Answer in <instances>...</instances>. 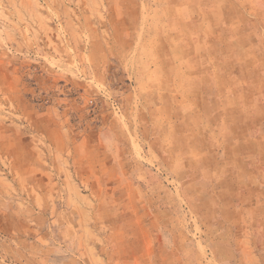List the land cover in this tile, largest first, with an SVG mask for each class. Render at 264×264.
<instances>
[{"label": "rangeland", "instance_id": "rangeland-1", "mask_svg": "<svg viewBox=\"0 0 264 264\" xmlns=\"http://www.w3.org/2000/svg\"><path fill=\"white\" fill-rule=\"evenodd\" d=\"M0 264H264V0H0Z\"/></svg>", "mask_w": 264, "mask_h": 264}]
</instances>
